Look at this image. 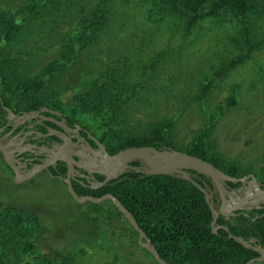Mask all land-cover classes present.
<instances>
[{
	"label": "rangeland",
	"instance_id": "obj_1",
	"mask_svg": "<svg viewBox=\"0 0 264 264\" xmlns=\"http://www.w3.org/2000/svg\"><path fill=\"white\" fill-rule=\"evenodd\" d=\"M26 1L0 0L1 16L10 17ZM101 2L109 8V17L99 41L80 50L25 99L67 103L73 94L110 74L120 104L102 129L111 150L128 137L170 122L164 134L175 149L202 137L207 152L235 164L239 176L252 173L263 181L264 49L236 67L221 69L239 54L234 42L242 28L233 14L205 20L185 38L178 21L156 11L149 15L143 0H39L36 18L21 24L11 40L0 42V68L12 99L21 95L17 81L38 77L50 62H63L61 54L80 17ZM250 25V32L262 38L264 11L252 17ZM205 85L208 94L202 99L199 90ZM230 98L234 104H227ZM82 117L102 124L100 117ZM11 179L0 162V213L13 206L36 216L39 248L73 251L68 264H156L109 201L78 204L61 181L46 175L20 186ZM23 226L20 234H29L30 225ZM89 242L93 245L87 246ZM13 255L6 254L0 264L29 262L24 255Z\"/></svg>",
	"mask_w": 264,
	"mask_h": 264
},
{
	"label": "trees",
	"instance_id": "obj_2",
	"mask_svg": "<svg viewBox=\"0 0 264 264\" xmlns=\"http://www.w3.org/2000/svg\"><path fill=\"white\" fill-rule=\"evenodd\" d=\"M53 1L57 3V0ZM143 1L148 6L149 15L156 11L162 18L178 21L185 38L190 36L196 25L207 19L228 14L237 17L242 28V32H239V39L234 42L237 43L239 54L221 65L223 71L230 67H236L256 50L264 49V36L258 38L255 33L250 32L251 29L254 30V27L251 26L253 22L250 25V20L256 15H261L264 11V0ZM38 3L39 0H27L10 17L0 14V42H8L21 24L36 18ZM108 17L109 8L104 5V2L89 8L84 16L80 17L74 31L75 34L69 37L65 51L61 54L63 62L60 60L50 62L44 66L38 77L17 81V91L21 92V100L20 98L12 99L10 96L12 91L5 84L6 76H3L0 68V98L3 105L8 106L9 103L18 101L26 106L36 102L26 100L25 97L43 87L46 78L62 70L80 50L98 42ZM114 83L113 76L105 74L82 92L73 94L67 103L56 99L45 100H51L52 103L62 106L64 111L71 116L83 120L86 125L93 127L96 131L107 134L102 130L106 124L105 121L106 119L110 120L120 106L117 103V95L113 92L112 84ZM199 92L201 98L205 99L208 94V86H203ZM227 104H234V100L230 98ZM1 113L0 105V121ZM83 114L102 118V124L96 125L94 122L84 119ZM170 125V122L156 125L144 135L128 137L112 151L139 146L155 148L167 146L175 149L172 141L164 134V128H168ZM176 150L206 160L228 175L239 176L235 164L224 163L218 155L207 152L202 137H199L188 147ZM188 173L201 186L212 188L209 179L204 175L193 171ZM227 184L232 186L231 183ZM73 189L78 195L87 194L77 191L74 186ZM107 193L116 197L132 214L138 227L143 230L159 256L168 264H245L257 255L251 249H246L233 239L228 238L227 232L223 229L219 228L215 233L211 231L212 216L204 194L191 182L181 178L179 174L148 175L134 171L125 172L92 195L98 197ZM213 199L216 205L214 195ZM0 206L2 205L0 204ZM5 208L7 210L0 213V259H3L6 254H18V257L24 255L29 258L27 264H68L73 251L67 252L65 248L55 249L47 245L39 248L37 243L40 227L36 216L27 214L13 206ZM116 212L119 213L117 210ZM4 217L9 218L3 219ZM23 224L30 225L29 234H27L28 232L20 234L24 228ZM216 225L226 226L233 236H240L245 240L254 238L264 246V210L236 211L233 216H229L227 219L219 216ZM90 245L93 243H87V246ZM143 251L145 250L143 249ZM20 264L22 263L20 262Z\"/></svg>",
	"mask_w": 264,
	"mask_h": 264
},
{
	"label": "flooded vegetation",
	"instance_id": "obj_3",
	"mask_svg": "<svg viewBox=\"0 0 264 264\" xmlns=\"http://www.w3.org/2000/svg\"><path fill=\"white\" fill-rule=\"evenodd\" d=\"M0 105L2 110L0 144L11 153L12 163L16 170L9 168L3 162L1 154L0 162L12 174L11 182L17 179L18 183L15 184L20 186L32 182L38 175H46L61 182L63 178L68 177L77 191L87 193L81 195L93 196V193L98 192L111 181H107L102 187L92 188L104 179L103 175L93 171L94 161L98 160L102 153L99 145L108 155L118 151L111 150L104 132L96 131L93 127L86 125L83 120L71 116L64 111L62 106L52 103L51 100L32 102L26 106L14 101L5 106L1 99ZM4 107L9 109L11 115ZM56 147L62 148L58 155ZM70 157L73 159L71 167L62 160ZM85 163L89 164L90 172L82 167ZM129 165L139 169L145 167L141 161H133ZM38 166L44 167L37 168ZM32 169H35L34 175L25 180L23 177ZM129 171L134 170L128 168L124 173ZM259 183L261 187H264V182L259 181ZM245 186L246 184L237 183L225 187L235 191L236 196H243L242 189ZM210 189L218 205L220 203L218 193L213 186ZM260 205L262 206L260 209L252 208L251 210H245L246 205H244L241 212L264 210V204ZM229 216L224 218L227 219Z\"/></svg>",
	"mask_w": 264,
	"mask_h": 264
},
{
	"label": "water",
	"instance_id": "obj_4",
	"mask_svg": "<svg viewBox=\"0 0 264 264\" xmlns=\"http://www.w3.org/2000/svg\"><path fill=\"white\" fill-rule=\"evenodd\" d=\"M4 109L9 115H11L9 109L5 107ZM99 147L102 153L99 155V159L94 161L95 164H93V171L103 175L104 179L102 182L92 186V188L96 189L98 187H102L107 181L118 178L128 168L148 175L179 174L181 178L191 182L204 194V199L212 216V220L210 222L211 231L215 233L217 229L221 228L227 232L228 238L233 239L242 247L251 249L257 254L255 257L245 262V264L264 263V246L259 244L256 239L250 238L245 240L240 236H233L226 226L216 225V221L219 216L227 217L229 215H234V211L243 210L244 205H246L245 210H251L252 208L260 209L262 207L260 204H264V187H261V184L254 174L247 173L243 176H231L224 173L222 170L215 167L206 160L167 146L159 148H155L153 146L127 147L118 150L112 155H108L101 145H99ZM61 149V147H56L57 155L60 154ZM0 154L2 156L3 162L9 168L15 171L16 169L12 163L11 153L7 151L1 144ZM62 160L67 162L69 167H71V163L73 161L71 157L69 159ZM133 161H141L145 167L143 169H139L136 166H130L129 164ZM40 167L44 166H38L37 168ZM82 167L85 169V171L90 172L88 163H85ZM35 169H32L26 173L23 178L26 180L32 177L35 173ZM189 171L204 175L209 179L210 183L218 193L220 199V203L218 205L214 204L212 192L208 188H205L195 182L189 175ZM13 182L18 183V180L14 179ZM62 182L65 184L66 192L78 204H83L86 202L101 203L106 200L109 201L123 216L131 229L137 233V243L151 256L153 261L156 264H168L159 256L150 239L147 238L143 230L138 227L132 214L116 197L109 193L98 197L90 195H78L73 189L71 181L68 177L63 178ZM227 183L246 184V186L242 189L243 196H236L235 191L228 190L225 187L228 185Z\"/></svg>",
	"mask_w": 264,
	"mask_h": 264
}]
</instances>
